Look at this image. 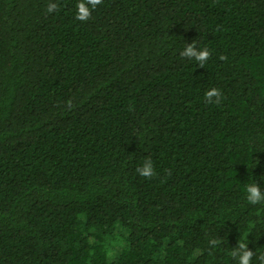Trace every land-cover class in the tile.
Listing matches in <instances>:
<instances>
[{"label": "trees", "instance_id": "16d2710c", "mask_svg": "<svg viewBox=\"0 0 264 264\" xmlns=\"http://www.w3.org/2000/svg\"><path fill=\"white\" fill-rule=\"evenodd\" d=\"M76 3L0 0V264H259L264 0Z\"/></svg>", "mask_w": 264, "mask_h": 264}, {"label": "clouds", "instance_id": "9594fccd", "mask_svg": "<svg viewBox=\"0 0 264 264\" xmlns=\"http://www.w3.org/2000/svg\"><path fill=\"white\" fill-rule=\"evenodd\" d=\"M99 2L100 0H77L76 18L81 21L87 20L90 17L92 10L95 9ZM55 7V4H50L47 11L51 13ZM182 55L194 58L195 61L203 64L208 59L210 51L207 48L196 49L194 46L189 45L183 50ZM205 98L209 102H212L213 98H215V102L219 103L222 98V92L219 89L212 87L205 92ZM137 172L143 177H151L154 174V167L151 160H145L142 165L137 168ZM244 192L246 199L250 204L256 205L264 202V192L261 191V187L257 182L253 181L245 184ZM209 243L212 246H216L217 241L211 240ZM248 245V239H241L238 242V246L235 247L234 251L231 253L233 258L238 257V264H253L254 253L249 249ZM257 259L259 260V264H264V255L258 256Z\"/></svg>", "mask_w": 264, "mask_h": 264}]
</instances>
